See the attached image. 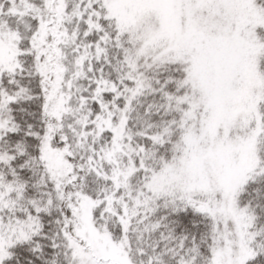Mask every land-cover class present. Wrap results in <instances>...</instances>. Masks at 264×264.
I'll list each match as a JSON object with an SVG mask.
<instances>
[{
  "label": "snow or ice",
  "instance_id": "1",
  "mask_svg": "<svg viewBox=\"0 0 264 264\" xmlns=\"http://www.w3.org/2000/svg\"><path fill=\"white\" fill-rule=\"evenodd\" d=\"M0 264H264V0H0Z\"/></svg>",
  "mask_w": 264,
  "mask_h": 264
}]
</instances>
